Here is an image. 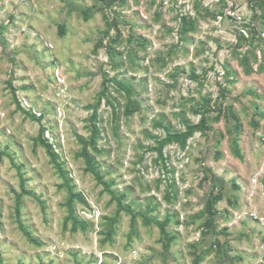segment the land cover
I'll return each mask as SVG.
<instances>
[{"label": "rangeland", "instance_id": "374dc122", "mask_svg": "<svg viewBox=\"0 0 264 264\" xmlns=\"http://www.w3.org/2000/svg\"><path fill=\"white\" fill-rule=\"evenodd\" d=\"M262 1L0 0V264H264ZM103 79L89 151L134 224L77 155ZM202 110L206 132L160 158L156 123L183 130ZM41 140L84 197V229L65 222L67 192ZM21 177L30 194L17 214Z\"/></svg>", "mask_w": 264, "mask_h": 264}, {"label": "trees", "instance_id": "16d2710c", "mask_svg": "<svg viewBox=\"0 0 264 264\" xmlns=\"http://www.w3.org/2000/svg\"><path fill=\"white\" fill-rule=\"evenodd\" d=\"M104 1L107 5L111 3L110 2L111 0H104ZM262 3H264V0L262 1ZM182 22H183V24H182V32L183 33L192 29L191 23H188L186 20H183ZM117 85L119 86V88L121 90H123L126 93V96L129 98L130 94H131V89L128 86H126L120 82H117ZM10 89H11L12 98L16 104V107L18 109H21L20 105L18 104V102L15 99V89L12 87ZM106 92H107L106 79H103L101 81V89L98 91V95H97L98 98H97L96 102L92 105H87V108L90 106V108L92 109L91 114L88 117L89 135L87 138H83L81 136L77 137V140H78L79 144L81 145V149L77 155L83 159L86 171H88L93 176V178L96 180L97 183H99L103 186V189L109 193L111 199L116 200L117 211L125 210L126 212L131 213V216H132L131 224H134V220H135L134 218H135L136 214L131 212V210L129 209L128 206H126V207L123 206L122 197L124 196V194L122 193L121 195H118L110 188L112 184L104 179L103 174L100 173V171H99V165L95 162L93 155L89 151V149L97 151L96 140L99 136V128L97 126V123H98L97 107H98L100 100L102 98H106V96H107ZM220 93L222 94L221 96H224L223 95L224 89H221ZM107 103L112 108L113 117L116 118V110H115L114 106L112 105V103L110 101H107ZM129 105H130V100H128L127 104L124 107V113L125 114H128L131 112ZM24 112L31 119H33L35 121H40V117H36L30 111H24ZM195 113L199 114L198 121L196 123H192L188 120H184L183 121L184 129L183 130H170V128L167 125H162L160 123H156V125L158 127L162 128L163 133H164L163 137H161V138L160 137H153L154 142L156 144L153 147V150L156 151L157 155L160 158L162 156V149L164 146L171 144V143H175L180 148L183 149L186 146L187 139L190 138L195 132H199L201 134L206 132V130L208 129V118L206 117L207 111L206 110L195 111ZM43 132H44V128L40 125L39 133H38L40 137H42ZM41 142L45 147L47 156L49 157L50 161L53 163L54 168L56 169V171L58 172V174L62 180V183H61L62 186L66 189V192H67V196H66L65 201H64V206H65V210H66L65 222H70L72 231H75L77 228L84 229L86 227V224L78 218V216L76 215L75 208H74L75 207L74 205L76 203H82V204L85 203L84 197L79 191H76L74 186L71 184L70 177H68L67 172L62 167V164L58 160L57 154L53 151L51 146L48 145L45 141L41 140ZM12 164H13V166H15V168L18 171L19 168H18V166L15 165L14 161H12ZM20 185H21V193L18 194V196L16 198V206H15V210H16L17 214L19 212L21 196L23 194H30V191H28L24 188V180H22V177L20 178ZM216 199L217 198H213L212 201L214 202V200H216ZM205 205H206L205 208L208 212L207 221L210 223H213V219H212V215H213L212 212L213 211L210 207V202L208 201ZM41 209H44L43 205H41ZM137 214L140 215V217H142V220L144 222L156 224L160 228L162 235L164 237L168 236V233L165 232V222H158L154 217L146 216V214H142L140 212ZM18 223H19L18 226H19L20 231L23 233V235L26 237V239L30 243L37 245V246L41 245V242L39 241V239L33 237L31 235L30 231L21 223L20 220L18 221ZM164 245H165V249H167L168 248V241L165 242Z\"/></svg>", "mask_w": 264, "mask_h": 264}]
</instances>
